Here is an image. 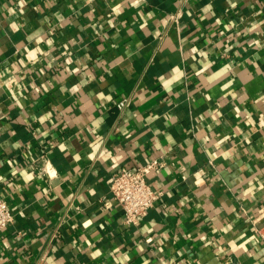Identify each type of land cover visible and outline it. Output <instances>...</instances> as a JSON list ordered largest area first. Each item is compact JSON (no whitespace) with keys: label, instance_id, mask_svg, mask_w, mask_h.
Returning a JSON list of instances; mask_svg holds the SVG:
<instances>
[{"label":"crops","instance_id":"crops-1","mask_svg":"<svg viewBox=\"0 0 264 264\" xmlns=\"http://www.w3.org/2000/svg\"><path fill=\"white\" fill-rule=\"evenodd\" d=\"M0 191V264H264V0H0Z\"/></svg>","mask_w":264,"mask_h":264},{"label":"built area","instance_id":"built-area-1","mask_svg":"<svg viewBox=\"0 0 264 264\" xmlns=\"http://www.w3.org/2000/svg\"><path fill=\"white\" fill-rule=\"evenodd\" d=\"M178 15L173 16L176 21ZM128 99L118 103L120 109H124ZM165 167L162 160H153L144 166L136 168L120 167L111 178V193L115 201L124 212V222L127 226H137L149 210L160 201L163 193L152 188L149 176L153 173H161ZM51 177L49 170H43ZM14 223V215L6 199L0 191V233Z\"/></svg>","mask_w":264,"mask_h":264}]
</instances>
